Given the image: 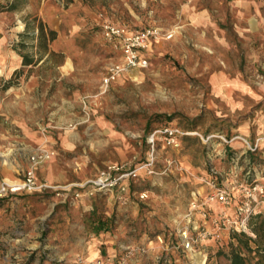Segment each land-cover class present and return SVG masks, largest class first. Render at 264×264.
<instances>
[{"label":"rangeland","instance_id":"rangeland-1","mask_svg":"<svg viewBox=\"0 0 264 264\" xmlns=\"http://www.w3.org/2000/svg\"><path fill=\"white\" fill-rule=\"evenodd\" d=\"M104 18L172 36L152 44L146 67L103 86L108 66L120 59L102 35ZM0 44L10 54L0 65V163L12 171L5 178H19L36 147L53 152L36 171L38 182L50 172L52 187L15 194L8 208L25 232L0 240V264H95L114 255L125 264L135 255L140 264H230L216 252L227 250V229L194 244L191 256L172 251L173 219L182 211L174 206H186L191 190L203 194L208 178L264 187V0H0ZM167 124L193 133L178 148L156 142L154 172L141 170L132 185L140 192L126 194L125 203L116 194L87 193L84 182L107 164L143 162L147 130ZM56 191L63 203L51 199ZM235 196L231 213L245 200L240 189ZM82 198L90 208L79 205ZM130 200L138 212L123 219L116 206ZM249 205L250 219L264 217V197ZM99 219L110 234L127 224L141 239L107 256L108 244L93 232ZM66 220L83 226L81 241L71 240ZM93 242L99 257L87 258ZM198 248L203 255L194 256Z\"/></svg>","mask_w":264,"mask_h":264},{"label":"built area","instance_id":"built-area-1","mask_svg":"<svg viewBox=\"0 0 264 264\" xmlns=\"http://www.w3.org/2000/svg\"><path fill=\"white\" fill-rule=\"evenodd\" d=\"M100 26L103 37L120 52V59L111 63L104 73L102 77L103 86H108L120 75L133 69L146 67L148 59L145 51L149 45L152 42L169 39L172 36L170 30H163L158 26L131 28L107 18L101 21ZM192 133L173 124L154 128L147 137L149 151L143 162L138 163L133 168H125L124 164H107L97 172L94 178L84 182L89 185L87 193L91 195L93 191L116 189V198L125 203L126 193L130 186L129 180L135 177L136 172L139 170H145L147 173L154 172L156 142L161 141L168 146L178 148L181 144V137ZM244 141L249 146L248 142ZM52 153L45 147H36L28 153L19 178L7 180L5 177H0V199L18 193H31L52 187L46 182H38L36 178L38 167L47 161ZM204 182L206 188L203 194L193 197L188 202L187 211L183 215V219L187 223L177 229L181 245L189 252L193 249L194 244L206 238L217 239L223 229L251 235L249 219L254 212V207L249 204L255 200L256 195L264 197V187L257 182L240 181L232 185H218L213 178L205 179ZM236 189L242 191L245 200L243 205L237 206L236 210L231 213L229 209L235 202ZM55 194L59 196L60 193L56 191ZM75 195L78 196L79 192L76 191ZM143 195L140 196L143 197ZM61 197L65 198L66 195L62 193ZM213 204L218 206L216 212H211L210 207ZM199 220H201L200 223ZM206 222H209V227L206 226ZM125 261V257L117 260L106 257L97 259L95 264H125Z\"/></svg>","mask_w":264,"mask_h":264},{"label":"crops","instance_id":"crops-1","mask_svg":"<svg viewBox=\"0 0 264 264\" xmlns=\"http://www.w3.org/2000/svg\"><path fill=\"white\" fill-rule=\"evenodd\" d=\"M155 43V42H152L148 49L145 51V55L147 54V52H149L151 50V46L152 44ZM1 45V44H0ZM9 51L7 54H4V52L0 49V65L3 61H5V59H8L7 57H9ZM68 59V58H67ZM66 59V60H67ZM65 60V61H66ZM69 60V59H68ZM64 61V63H65ZM70 62V60H69ZM63 63V64H64ZM62 64V65H63ZM70 65H71V62H70ZM64 70V68H63ZM70 70H72V65H71V68H69L68 70H64L66 73L69 72ZM48 162V161H47ZM46 162V163H47ZM52 165V164H51ZM11 174L12 171L9 170V168L7 166H4L2 165V163H0V177H5V174ZM51 173L49 172L47 174V176H43L41 179H43L44 182L46 183H49V184H53V181L52 180H49V175ZM142 176V171L139 170L136 172V175L135 177L131 178L129 180V190L126 194H128L130 196L131 192L134 193V191H137V192H140L141 190H138V189H134L132 185H134V182ZM88 178H90L89 176L88 177H85L82 181H85L87 180ZM205 187V186H202V188ZM205 189V188H204ZM202 190V189H201ZM97 195H101L102 193H106L108 194L109 196V199H113L114 198V194H116V189L114 190H111V191H104V192H95ZM194 194L196 195V192L195 190H191L190 191V194H189V198H188V201H187V204L186 206H179L177 207L176 205L174 206L175 208H180L182 209V211L177 214L175 217H174V221H175V218L176 217H179V221L177 224H175V230L173 231L174 234H175V239H176V242L175 243H170V246L172 248V251L173 248L176 249L175 251L177 253H182L184 251H187L185 250L184 248L181 249V251L178 250V247L181 246V242H180V239H179V236H178V232H177V229L184 225L185 223H187L184 219H183V215L185 214V212L187 211V208H188V202L194 197ZM198 195H201V194H198ZM58 195H52L51 196V199H54V198H58L57 200H55L59 203H63L61 202L59 196L57 197ZM16 198L15 195H11V196H8V197H5V198H2L0 199V240H5V241H9V240H12V239H16L18 237H20L22 235L23 232H25V228H23V225L25 222H20L19 219L15 216V214H11L12 212L8 210L9 206L11 204H13L12 200ZM136 198V197H134ZM79 203V205L83 206L84 208H90L91 207V204L85 199H80L77 201ZM116 202V201H115ZM70 203H75L76 202H72L70 201ZM89 203V204H88ZM58 204V203H57ZM74 204V205H75ZM137 202H134V201H129L128 204L126 205H121V204H117L116 206V209L119 213V215H121V217L123 219L125 218H129V217H133L135 218L136 217V213L138 212V207H137ZM211 212H216L217 209H218V206L213 204L211 205ZM197 219V217H196ZM70 220H66V225L68 226V231L70 233V236H71V240H74V241H81L82 239L79 238V234L81 233V231L84 229L83 226L81 224H79L78 222H69ZM130 221L132 222V220H128L127 223H130ZM201 222V220H199V223ZM145 225V224H144ZM206 226L209 227L210 224L209 222H206ZM74 227V228H73ZM76 227V228H75ZM109 228L107 229H103V230H100L98 232L96 231H93L97 234V239L96 241L98 242V244H108L106 246V249H107V256H110L113 252V250L115 249V247H120L122 250L125 249L126 247H130V246H133V244L138 241L139 239H141V237H138V233L136 232V228L135 227H130V225L127 226V224L124 226V227H120V232H119V228H118V231L116 230L114 233L110 234ZM78 231V232H77ZM76 233H79V234H76ZM108 233V234H107ZM118 234L120 235V240H117L116 237L118 236ZM164 234V233H163ZM112 235V236H111ZM159 235H157L158 237ZM54 238L56 236H53ZM48 241V239H47ZM203 241V240H202ZM59 242V241H58ZM109 242V243H108ZM151 242V239L149 238L148 239V243ZM110 244V245H109ZM117 245V246H116ZM160 246H166V248L168 247V244L167 243H161ZM85 248V247H84ZM164 248V247H163ZM43 249H46L48 251V246L47 244L45 246L42 247V250ZM121 250V251H122ZM135 250H133L134 252ZM137 252V251H135ZM203 252V249L201 248H198L195 255L194 256H197V255H203L202 254ZM99 253V249L98 247H96V244L95 242H93L92 244H88L86 250L84 251V256L87 257V258H95V257H99L98 255ZM191 253V252H190ZM187 254H189V252H187ZM170 255V254H169ZM192 253L189 255L191 256ZM115 256V255H114ZM114 256H111V257H114ZM174 259V258H173ZM140 261H141V258H138V255H135L133 257H131L129 259V262L128 264H140Z\"/></svg>","mask_w":264,"mask_h":264},{"label":"trees","instance_id":"trees-1","mask_svg":"<svg viewBox=\"0 0 264 264\" xmlns=\"http://www.w3.org/2000/svg\"><path fill=\"white\" fill-rule=\"evenodd\" d=\"M40 31L41 36L44 35L42 28H40ZM24 57L23 63H30V60H28L26 56ZM188 129L193 130L194 128ZM150 131L151 129H148L146 134L150 133ZM93 227L96 232L108 228L100 219L95 222ZM249 228L254 236L244 232L230 231L227 241V250L223 251L218 249L216 252L226 256L230 264H264V217L262 214H255L249 220Z\"/></svg>","mask_w":264,"mask_h":264}]
</instances>
